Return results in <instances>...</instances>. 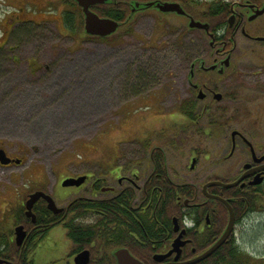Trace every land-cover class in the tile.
<instances>
[{
  "label": "flooded vegetation",
  "instance_id": "af4514ba",
  "mask_svg": "<svg viewBox=\"0 0 264 264\" xmlns=\"http://www.w3.org/2000/svg\"><path fill=\"white\" fill-rule=\"evenodd\" d=\"M16 1L37 6L35 0ZM152 1L133 13H161L163 24L169 16L182 18L178 29L192 31L200 40L198 55L188 58L187 93L167 116L170 126L159 125L139 139L132 136L138 148L114 150L108 162L101 154L97 170L62 175L55 181L61 187L57 192L41 186L28 192L10 228H0L1 260L182 264L216 242L232 215L227 239L191 264H264V0ZM163 1L177 2L182 12H162L156 2ZM133 6L129 4L128 15ZM16 7L5 15L7 26L0 22L1 50L17 23H36L24 6ZM191 19L207 28L191 27ZM120 30L130 33L128 24ZM183 100L187 110L181 109ZM165 128L171 130L169 141ZM205 144L210 151L201 153ZM81 176V183L63 184ZM36 191L49 194L58 211L40 196L27 213L25 202ZM60 228L62 248L51 240L46 245L43 240L56 236ZM179 234V245L174 246ZM119 250L124 251L122 259Z\"/></svg>",
  "mask_w": 264,
  "mask_h": 264
},
{
  "label": "rangeland",
  "instance_id": "374dc122",
  "mask_svg": "<svg viewBox=\"0 0 264 264\" xmlns=\"http://www.w3.org/2000/svg\"><path fill=\"white\" fill-rule=\"evenodd\" d=\"M35 2L32 7L0 0L5 26V15L16 5L36 21L17 23L0 49V144L23 159L21 165L0 166L5 231L36 186L57 192L61 187L55 181L62 175L97 170L101 154L108 162L114 150L138 148L132 136L169 127L167 116L187 93L188 58L199 53L198 34L179 30L182 18L176 16L163 24L161 13L137 11L100 39L78 33V23L67 28L63 12L73 9L65 0ZM127 24L130 33L120 30ZM200 149L208 153L210 145ZM61 233L62 228L58 238L46 237L44 243L51 240L61 249Z\"/></svg>",
  "mask_w": 264,
  "mask_h": 264
},
{
  "label": "water",
  "instance_id": "95a60500",
  "mask_svg": "<svg viewBox=\"0 0 264 264\" xmlns=\"http://www.w3.org/2000/svg\"><path fill=\"white\" fill-rule=\"evenodd\" d=\"M75 2H77L78 5H80L81 7V11L83 13V30L85 34H89V35H97V36H106V35H110L112 34L113 31H115L119 25V22L114 20L113 18H109L106 16H99V14L97 12H95L92 9L93 5L96 4H100V3H106L109 0H74ZM154 1H149V2H142V4H140L139 2H134V6L132 7V12H134V9L138 8V7H149L153 4ZM132 4V5H133ZM156 5L158 6L159 9H161V11H175L177 10L178 12H182L181 8H179V4L177 2H168V1H163V2H156ZM264 10V9H262ZM136 11V10H135ZM189 25L191 27H196V26H200V27H204L207 28L205 24H202L199 21H195L194 19H191V22L189 23ZM15 162V163H19L20 159H11L5 152L4 148L0 147V164H8L9 162ZM83 180L82 176L78 177L77 179L69 177L67 179H65L63 181L64 185L67 184H78L81 183V181ZM40 196H42L43 198H45V200L47 201V205H49V207L51 209H53L54 211H58L56 209V205L53 202L52 197L49 194H45L43 191H36L35 193L30 194L29 198L26 200L25 202V206L27 209V213L30 214L31 212V208H32V204L36 201L37 198H39ZM231 219L228 223V225L226 226V229L224 230V232L222 233V235L220 237H218V240L216 242H214L212 245H210L208 247V249L206 251H204L201 255H199L197 258L195 259H191V260H187V262H184L182 264H191L194 262H197L198 259H202L207 257L208 255H210L212 252H214L215 250L218 249V247L227 239L228 234L232 231L233 229V216H230ZM21 226H16V238H17V242L20 243L22 241V236L23 233H19V229H21ZM181 237V234H179V236L176 238L177 242L174 243V246L179 245V240ZM116 254H118L119 259L124 258V251L119 250L116 252ZM0 262H4L5 264H13L10 261H3L0 259Z\"/></svg>",
  "mask_w": 264,
  "mask_h": 264
},
{
  "label": "trees",
  "instance_id": "16d2710c",
  "mask_svg": "<svg viewBox=\"0 0 264 264\" xmlns=\"http://www.w3.org/2000/svg\"><path fill=\"white\" fill-rule=\"evenodd\" d=\"M147 1H151V0H109L108 2L104 4H100L99 6H93V9L100 16L105 15L108 17H112L118 20L120 23L122 22V20L127 21L128 19H131V17H133L132 13L128 15L129 14V10H128L129 4H133L134 2H139L140 4H142V2H147ZM65 3H67L68 5L69 4L72 5L71 8L73 10L69 9L63 12V23L69 29L74 27L75 23H78V31L80 32V30H82V24H83L82 23L83 14L81 13L80 7L77 6L74 0H65ZM117 3H120V5ZM118 7L123 8V9L120 10ZM126 10L128 11L127 14H126ZM181 109L183 110L188 109V102L186 100H183L181 102ZM170 134L168 132H165V135L167 136V141H169L171 138ZM171 140H173V138ZM162 220H166V218L165 219L163 218ZM165 222H167V220Z\"/></svg>",
  "mask_w": 264,
  "mask_h": 264
}]
</instances>
